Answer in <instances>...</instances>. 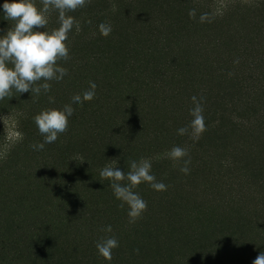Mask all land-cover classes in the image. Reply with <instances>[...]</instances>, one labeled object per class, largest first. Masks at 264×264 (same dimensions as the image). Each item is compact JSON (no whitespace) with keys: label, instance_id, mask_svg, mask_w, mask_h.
<instances>
[{"label":"rangeland","instance_id":"374dc122","mask_svg":"<svg viewBox=\"0 0 264 264\" xmlns=\"http://www.w3.org/2000/svg\"><path fill=\"white\" fill-rule=\"evenodd\" d=\"M34 3L42 8L41 0ZM215 6L211 4L204 10L191 8L196 16L192 19L188 14V18L195 22L202 14L215 13ZM229 6L232 9L225 11L224 17L228 16L223 23L208 16L209 30L206 25H197V32L188 42L180 40L181 47L173 51L177 57L161 53L155 42L150 46L153 53L148 57H152L154 69L150 68L149 81L167 86L142 92L148 106L154 107L160 98L164 104L168 101L162 91H169L170 86L163 77L172 73L183 75L179 80L187 83L189 91L182 107L169 102L166 110L144 114L149 126L138 133L141 134L138 145L148 147L149 138L145 134L154 135L158 143L177 137V130L189 125L192 119L194 95L198 100L204 98L203 115L211 129L198 141L189 137L186 142L185 148L191 147L190 158L199 157V166L190 163L189 174H184L180 171L182 161L180 164L164 161L157 170L165 171L166 179L160 178V173L155 178L167 185V190L156 191L149 184L143 185L142 193L135 190L148 207L133 225L139 232L132 230L121 249L113 250L112 255L121 254L122 261L114 256L106 263L100 259L96 243L105 236L94 218L83 215L65 220V210L60 206L66 205L60 201V197H66L65 191L72 189L69 195L73 199L86 185L91 188L92 183L107 180L88 170L76 173L66 162L62 163L59 157L63 156V147L56 146L57 140L46 144L43 150H33L32 144L44 140L40 133L31 136L38 129L33 119L29 126L24 123L28 127L24 142L16 129L13 112L19 108L31 109L28 114L34 118L44 109H62L58 102L68 104L60 98L62 91L69 90L68 84L64 82L61 86V81H49L50 92L42 93L38 100L31 92L19 95L14 90L11 98L0 100V146L12 149L10 159L0 164V202H5L9 214L18 215L17 224L24 226L23 230L32 226L26 230L29 238L23 233L16 234L17 243L29 242V247L43 249L47 260L56 264H253L264 253V45L261 39L254 38L258 33L264 34V8L256 12L237 11L241 6L237 0H230ZM84 11L86 7L69 15ZM243 27L244 30L239 29ZM238 31L242 32L237 36ZM239 79L251 85V93L241 86ZM87 81L77 79L81 88L89 85ZM59 87L63 90H57ZM48 96L54 97L55 103L46 102ZM17 103L21 107L17 108ZM111 117L117 119L118 114L112 112ZM130 130L129 124L109 129L107 138L97 148V157L103 155L106 145L107 159L119 157L118 147L130 138H123L132 135ZM153 142L156 143L155 139ZM172 147L169 144L168 148ZM108 183L106 191L113 192L111 181ZM92 194L96 195L93 190ZM78 200L77 211L84 199ZM171 215L187 218V224L178 227ZM34 226L37 228L33 229ZM6 239L10 240L8 233L0 242ZM192 241L203 247L195 251ZM8 259H3L4 264H11ZM18 264L29 262L24 259Z\"/></svg>","mask_w":264,"mask_h":264},{"label":"trees","instance_id":"16d2710c","mask_svg":"<svg viewBox=\"0 0 264 264\" xmlns=\"http://www.w3.org/2000/svg\"><path fill=\"white\" fill-rule=\"evenodd\" d=\"M254 1L256 0H237V5H241L237 8V11L254 9L253 12H256L258 9L264 8V0H257L255 3ZM4 2L5 0H0L1 36H3L7 29L13 24L12 21L4 19L2 7ZM8 2H12V0H8ZM211 4L216 5L213 8L217 9L214 10L215 13H209L204 22H201L200 17L198 19L196 18L195 22L189 20L188 9H209ZM229 4L230 0H91V3L85 6L87 11L74 14L73 17L80 24V31L77 32L74 27L69 33L67 44L69 47L70 59L68 61L59 62L61 66L64 65V68L68 70V74L61 80L59 85L63 86V83L66 82L69 90L64 92L62 91L63 89H60L61 86L57 90L62 91L61 100L70 104L72 103L71 98L73 95L82 94L90 87L87 85L86 88H81L77 79L83 78L85 82L87 80L89 82H95L97 88L95 90V98L92 101L84 102L83 106L72 104L74 113L69 117L68 130L60 134L56 141V146L62 145L63 147V156L59 157L62 163L66 162L76 173H85L88 170L91 174L99 175L100 170L110 164L111 160L115 158L107 159L109 156L108 145L104 147V153L101 157H97L96 155L97 148L107 138L109 129L118 127V124L121 126L129 124L132 135L123 137L124 140L130 138L118 147L120 156L116 157L118 158L117 168L127 172L130 167L129 161H139L143 157L150 159L152 162L151 174L155 176L160 173V178L165 180L167 173L165 171H158L157 169L162 166L164 161H171L166 155L170 150L168 148L169 144L171 146L183 145L182 147L185 148L190 135H183L182 137H178V135L176 137L174 135V138H167L166 141L158 143L154 135L151 133L145 134L149 138V144L147 148H141L138 145L140 141L139 136L141 134L138 133H142L145 127L149 126L147 116L158 110L159 112L163 109L166 110L165 106L169 102H172L174 106L182 107L185 94L189 90L187 89V83L179 80L182 79L183 75L173 73L168 76L163 75V80L169 83L170 86L169 91H162L168 101H165L164 104L160 98L157 105L154 107L148 106L149 103L147 104V100L143 97L142 92L148 89L160 90L161 87L167 86L166 84H158L154 80L149 81V75L152 72L150 68L154 69L151 63L152 57H148L153 53L150 46L155 42L157 46L160 47L161 53H172L173 56L177 57L178 54H173V51L181 47L180 40H187L188 42L191 36L195 34L194 32H197V25H206L209 30L208 19L210 18H208V16H213L223 23L224 18L228 16L226 15L224 17L226 14L225 11L232 9V6H229ZM113 5H115V10H113ZM37 7L40 8V5H37ZM57 13L58 12L55 10L49 13V23L46 30L50 31L59 26L56 16ZM89 21H91V23H89ZM101 23L111 25L112 32L108 37H104L100 34L98 26ZM239 29L244 30L245 27ZM36 30L44 31L43 29ZM241 32L242 31H238L237 36L240 35ZM256 37L261 39V45H264V34L258 33L254 38ZM214 45H216V43ZM173 58L176 59L175 57ZM83 72L86 73L79 75ZM240 84L241 86H245V89L247 88L246 91L250 92L249 88L252 87L249 83L246 85L240 80ZM254 91L253 94H255ZM252 96L253 95H250L248 97L251 98ZM46 102L49 101L47 100ZM57 105L63 108L62 103L58 102ZM17 106V108H19L21 104L17 103ZM29 110L31 109L28 108L23 110L22 107L17 109V112H13L16 129L23 142L26 140V134H28L26 133L28 129L26 124L29 126L33 119L32 115L28 114ZM112 112L118 114L117 119L111 117ZM144 114L148 115L143 118ZM206 127L207 129H211L209 124H206ZM31 132L33 131L31 130ZM33 133L34 134L31 136L39 133V130L37 129V131ZM145 135L142 136L145 137ZM154 139L156 143L153 142ZM62 140L67 141L63 144ZM170 141L172 142L169 143ZM22 146H24V143ZM186 148L189 150L190 154V145ZM11 156L12 149H1L0 146V164L5 161L7 162ZM77 156L83 157L84 161L81 163L78 159L71 160ZM198 162V156L191 159V163L197 166L200 165ZM98 181L99 182L94 183L91 182L92 186L89 185L91 188H87L86 185V187L75 195L73 199H71L69 195L72 189L64 192L66 197H60V201L66 205L59 203L61 210H65H63L64 219H72L70 216L76 218L77 216L83 217L84 215V217L86 216V218L88 217L89 219L94 218L97 222L96 224L101 229L111 225L113 231L111 233L103 231V235H114L119 241V247H121V245H124V242L128 240L132 230L137 233L139 231L134 229L133 225L135 223L130 224L128 222V206L125 205L121 208L119 206L121 201L116 199L111 190V192L106 191V186L109 184L108 180L107 183L102 184L100 180ZM122 183L126 184V181ZM93 185H95V187H93ZM143 185L149 187L147 183H142L135 190H137L138 193H142V190L144 192L145 189H143ZM92 190L96 194L95 196L92 194ZM80 197L84 200L81 203V208L77 211V203ZM4 205L5 202H0V206H2L0 210V239L4 234L8 233L10 235V240L8 241V239H6L0 242V264H4L3 259L5 258H9L8 261H10L11 264L21 263L24 259L29 262V264H56V261L47 260L48 255L42 251L43 249H36L32 246L29 247V242L25 243L21 241L17 243L14 238L16 234L21 235L23 233L25 237L29 238L27 229L32 226H28L23 230L24 226H18L17 224L18 215L15 217L13 213L9 214L8 208H5ZM171 218L174 219L175 224L180 228H183V226L187 224V218L185 217L180 218L179 216L171 215ZM35 228H37V226L33 227V229ZM130 228L132 229L130 230ZM30 236L32 237V235ZM193 246L195 251L203 247V245L197 244L195 241H192V247ZM119 247L116 249L120 250L121 248ZM38 256L42 258H38ZM113 256L118 257V253L114 252ZM122 258L121 254H119L118 259L122 261ZM100 259L106 263L103 257H100ZM127 262L128 260L125 261V263Z\"/></svg>","mask_w":264,"mask_h":264},{"label":"clouds","instance_id":"9594fccd","mask_svg":"<svg viewBox=\"0 0 264 264\" xmlns=\"http://www.w3.org/2000/svg\"><path fill=\"white\" fill-rule=\"evenodd\" d=\"M41 3L42 8H38L34 0H12V2L5 0L2 6L4 19L12 21L13 24L3 36H0V100L11 98L13 90L19 95L31 92V96L38 100L42 93L50 92L52 85L49 81L59 82L68 74V70L61 67L58 62L70 59L67 44L69 33L74 27L77 32L80 31L79 22L69 13L85 7L91 3V0H41ZM53 10L58 12L59 26L49 31L46 30L49 23L48 16ZM195 16V9L190 10L189 17L195 19ZM206 18L207 14H202L201 22ZM98 27L104 37H108L112 32L109 24L101 23ZM89 85V89L82 94L73 95L72 103L65 104L62 109L48 108L34 116L35 125L44 140L42 143L32 144L33 150H43L46 144L54 143L60 134L68 130L69 117L74 113L72 104L83 106L84 102H90L95 98L97 85L92 81ZM203 99L201 97L198 100L195 95L191 97L194 104L190 109L192 119L189 125L177 130L178 135H190L191 139L198 141L207 131L203 115ZM48 101L55 103L52 96H48ZM166 155L175 164H180L182 161L180 171L189 174L188 165L191 163V158L187 148L174 146ZM77 159L81 163L84 161L83 157L79 156L71 160ZM117 160L118 158L112 159L110 164L100 170L99 175L101 179L111 181L113 194L121 201L119 206L121 208L128 206V222L134 224L148 207L147 202L135 189L140 184L147 183L156 191H166L167 185L157 182L155 176L151 174L150 159L142 157L139 161H129L130 167L127 172L117 168ZM124 181L127 183H122ZM101 231L111 233L112 226L108 225ZM118 247L119 241L114 235L102 237L96 243L99 255L107 261L113 259V250ZM253 264H264V253H260Z\"/></svg>","mask_w":264,"mask_h":264}]
</instances>
